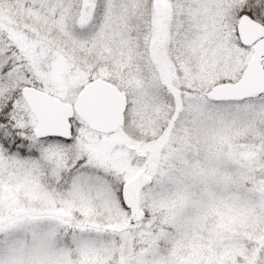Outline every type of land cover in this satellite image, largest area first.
<instances>
[{"label": "snow or ice", "instance_id": "6c2138e0", "mask_svg": "<svg viewBox=\"0 0 264 264\" xmlns=\"http://www.w3.org/2000/svg\"><path fill=\"white\" fill-rule=\"evenodd\" d=\"M0 264H264V0H0Z\"/></svg>", "mask_w": 264, "mask_h": 264}]
</instances>
